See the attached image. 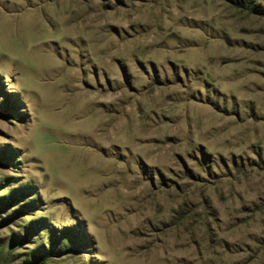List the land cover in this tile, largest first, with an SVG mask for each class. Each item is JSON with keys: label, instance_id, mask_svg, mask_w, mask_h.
Listing matches in <instances>:
<instances>
[{"label": "rangeland", "instance_id": "374dc122", "mask_svg": "<svg viewBox=\"0 0 264 264\" xmlns=\"http://www.w3.org/2000/svg\"><path fill=\"white\" fill-rule=\"evenodd\" d=\"M0 264H264V0H0Z\"/></svg>", "mask_w": 264, "mask_h": 264}]
</instances>
